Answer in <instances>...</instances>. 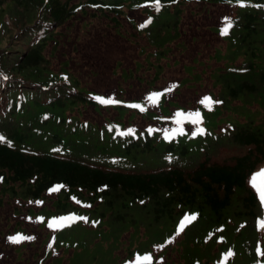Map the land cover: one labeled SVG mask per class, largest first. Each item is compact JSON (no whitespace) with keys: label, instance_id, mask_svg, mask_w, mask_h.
<instances>
[{"label":"trees","instance_id":"obj_1","mask_svg":"<svg viewBox=\"0 0 264 264\" xmlns=\"http://www.w3.org/2000/svg\"><path fill=\"white\" fill-rule=\"evenodd\" d=\"M191 2L204 4L202 11L223 9L231 25L224 20L223 26L209 27L224 43L223 48H214L209 59L218 57L223 65L216 66L221 69L219 84L211 81L219 88L218 93H210L212 103L198 105L203 134L192 135L194 125L186 120L182 134L163 138L164 130L175 127L171 108L186 109L168 94L189 83V77H181L175 87L164 91L152 88L159 73L150 79L138 75L137 82L151 84L147 93L161 92L153 105L144 95L128 94L132 87L125 83L137 67L135 72L113 69L109 80L114 85L109 90L81 86L66 61L60 71L48 67L56 47L49 56L46 48L51 42L58 44V36L63 35L58 29L78 13L123 17L125 9L142 8L150 18L142 29L149 33L162 15L161 28H169L165 43H170L182 35L181 6ZM178 45L184 48L182 42ZM172 50L168 45L164 48ZM186 65L192 66L183 68ZM223 93L232 105L240 100L248 107L237 109L236 122L227 119L219 124L227 128L217 132L218 109L228 101ZM95 96L121 103L101 104ZM130 103L141 104L144 111L129 107ZM222 116L228 115L224 111ZM0 137L4 138L0 206L5 197L46 204V193L57 188L51 207L28 209L29 215L42 217V224L73 217L54 234H46L47 255L62 246L77 250L83 235L85 245V227L96 218L118 224L112 229L118 236L132 225L143 229L141 236L146 238L131 254L145 255L152 245L172 236L187 213L190 219L183 226L182 240L185 264H218L229 250L232 254L225 264L258 260L263 264L264 225L258 221L264 220V207L250 180L264 164V0H159L158 4L154 0H0ZM191 213H196L195 218ZM14 228L15 233L23 232L18 225Z\"/></svg>","mask_w":264,"mask_h":264},{"label":"rangeland","instance_id":"obj_2","mask_svg":"<svg viewBox=\"0 0 264 264\" xmlns=\"http://www.w3.org/2000/svg\"><path fill=\"white\" fill-rule=\"evenodd\" d=\"M204 7V4L197 2L181 6L182 12L178 27L182 35L170 43H165L164 34L168 33L169 28L167 26L161 28L162 15L151 25L149 33L142 29L150 19L142 8L125 9L123 17L122 15L116 17L93 14L92 11H89L87 15L78 13L75 18L67 21L64 27L58 29L63 34L58 36V44L51 42L46 48L45 53L49 56L51 49L56 47L53 57L48 58V67L53 71H60L63 62L66 61L67 69L79 80V84L91 90L99 87L109 90L114 85V82L109 80L113 69H116V73H121V70L135 72V67H137L136 74L125 84L127 87H132L128 94L130 92V94H141V96H147L149 92L146 91L151 88L147 86L151 84L145 85L137 82L136 78L140 74L142 78L150 79L155 73H159L152 87L156 89L171 88L181 80V77H189V83L178 87L175 94H168V99L186 109L172 107V114L169 116H173L176 110L196 111L202 97L206 95L211 98L210 93H218L219 88H214L211 81L219 84L217 81L220 80L217 79L221 69L216 66L223 65L216 60L218 57L209 59L215 47L223 48L224 46V43L209 31V27L223 26L225 11L219 7H212L208 12L202 11ZM112 17L116 19L118 28ZM180 42L184 44V48L178 45ZM167 45L173 48L171 52L164 51ZM177 45L181 49L177 48ZM228 46H230L229 43L226 45V52ZM155 49H162L164 53L156 55L152 53L156 51ZM137 62L141 64V67L136 66ZM185 64L192 66L186 65L183 68ZM184 70H187L188 74ZM202 78L204 79L199 81ZM222 79H225L224 76ZM200 83L203 84L200 85ZM223 96L228 101L226 107L218 109L216 126L224 124L227 119L236 122L234 112L239 108L248 107L240 100L238 105H232L231 99L224 93ZM224 111L227 117L222 116ZM196 127L197 125H194L190 129L194 131ZM224 128H227V125H221L217 132ZM58 193L57 188L46 193V204L6 197L2 200L3 204L0 206V264H36L38 260L42 264H52V262L54 264H125L132 250L145 240L146 237L141 236L143 229L139 231L135 225L118 236L112 233L113 226H118V224L107 222V218L104 221H98L96 218V221L91 220L85 227L87 230L85 234L88 236L85 245H82L83 235L80 237L81 246L77 250L66 251L67 249L62 246L59 251H52L46 255L47 247L43 240H47L46 234L54 233L60 226L49 228L47 224L50 220L42 224L41 220L36 219L37 215H29L28 209L37 212L43 206L51 207L52 200L56 199ZM16 225L22 228L23 232L15 233ZM183 233L184 230L181 228L167 243L165 240L156 243V245L163 246L152 248V251L148 253L152 260L145 264H185L183 248L186 250V247L182 245ZM17 234L22 237L30 236L32 239H20L19 242L8 239ZM17 250L21 252L19 256L16 255ZM190 250H195V248H190ZM137 255L139 254L135 257ZM59 256L61 258L57 259ZM135 257H130L128 264H133ZM224 260H220L218 264H223Z\"/></svg>","mask_w":264,"mask_h":264},{"label":"snow or ice","instance_id":"obj_3","mask_svg":"<svg viewBox=\"0 0 264 264\" xmlns=\"http://www.w3.org/2000/svg\"><path fill=\"white\" fill-rule=\"evenodd\" d=\"M158 2H159V0H154V3L158 4ZM237 2L242 3L243 0H237ZM225 20H226L227 26L230 27L231 26L230 22L227 20V18H225ZM220 31H221V34L223 35L226 33L227 28L226 27L222 28ZM172 86L175 87V85H172ZM164 91H170V89L165 88ZM160 96H161V92L152 91V92H149L147 94V96L144 97V99L147 100L149 103L155 105ZM94 99L97 100L98 102H100L101 104L121 103L120 101H115V100H112L111 98L106 99L103 96H95ZM211 102H212L211 98L209 96H206V95L204 97H202L199 101L200 104L205 105V106L210 105ZM216 103H219V101H216ZM128 106L133 108V109H138L141 112L144 111L143 106L139 103H130ZM171 119L173 120L175 127L171 128L170 131L167 129L164 130L163 138L165 140L172 139L178 133L182 134L184 132V128L181 127V125L186 120L190 121L191 124H193V125H197L195 130L192 131V135H195L196 133L203 134V132H204V129L202 127L198 126L201 122V119H202L201 114L198 110L197 111H189L187 113L180 111V110H176L174 113V116L171 117ZM134 131L135 130L133 128L127 129V132L130 134L134 133ZM151 131H152V129L149 128L148 132L151 133ZM3 139H4L3 137H0V141H3ZM250 183L259 195L261 206L264 207V168H262L259 172H255L252 174ZM51 190L52 189H49V191H51ZM37 203L39 204L41 202L37 201ZM195 216H196V213H191V218H195ZM36 219L42 220L43 218L37 217ZM71 219H73V217L71 215L53 218L48 222L47 226L49 228L59 227V226H62V222L68 221ZM189 219H190L189 214H187V213L183 214V217L181 218V220L178 223L177 231H179L185 225V223L187 221H189ZM258 224L264 225V220L258 221ZM8 239L13 241V242H19L20 239H32V237H30V236L29 237H22L19 234H17L16 236H10ZM170 239H171V237H169L167 240H165V243H167ZM162 246L163 245H159L156 247H162ZM256 252H257L258 256L261 255V249H260L259 245L256 248ZM231 254H232L231 250H229L227 253L223 254V257L226 258L227 256H230ZM151 260H152V257L149 254L137 255L135 257V261L133 262V264H145V262H150ZM125 264H128V262L126 261ZM256 264H260V261L258 260L256 262Z\"/></svg>","mask_w":264,"mask_h":264}]
</instances>
